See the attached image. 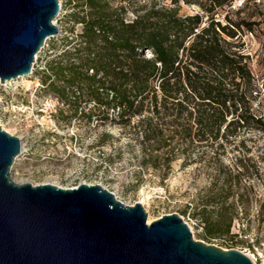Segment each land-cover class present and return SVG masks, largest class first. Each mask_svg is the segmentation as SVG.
<instances>
[{
	"label": "rangeland",
	"instance_id": "rangeland-1",
	"mask_svg": "<svg viewBox=\"0 0 264 264\" xmlns=\"http://www.w3.org/2000/svg\"><path fill=\"white\" fill-rule=\"evenodd\" d=\"M200 1L181 2L179 13H199L206 20L213 12L217 20L234 29L231 40L236 43L235 49L246 55L253 75V112L264 116V0L242 4L226 0L215 8L214 0ZM58 2L53 22L59 31L47 37L35 54L31 74L0 82V127L21 139L11 177L19 182H48L65 188L82 182L99 184L125 204L140 202L147 223L176 212L187 222L195 239L238 249L253 264H264V133L248 129L212 144L195 141L189 146H177L175 136L172 145L155 149L137 133L138 116L127 123H120L112 114L102 120L100 109L85 101L74 114L69 104H63L41 82L43 71L48 73L47 62L61 50L60 36L78 33L81 27L67 17L74 2ZM209 8L213 10L208 12ZM127 14L133 15L130 9ZM235 23L239 26L232 25ZM72 26L73 33L69 31ZM229 166L233 174L240 171L239 181L235 183L234 178L232 188L238 218L233 221L230 235L207 239L189 213L203 206L215 207L220 187L229 185V180H222L223 171L229 174Z\"/></svg>",
	"mask_w": 264,
	"mask_h": 264
},
{
	"label": "trees",
	"instance_id": "trees-1",
	"mask_svg": "<svg viewBox=\"0 0 264 264\" xmlns=\"http://www.w3.org/2000/svg\"><path fill=\"white\" fill-rule=\"evenodd\" d=\"M138 1L145 0H70L67 17L80 31L60 36L61 50L47 62L41 82L74 114L85 101L100 109L102 120L112 114L127 123L138 116L137 133L155 149L172 145L175 136L177 146H189L248 129L264 133V116L250 102L255 86L246 55L231 40L234 29L217 20L212 8L206 20L199 13H179L181 2L200 0L133 4ZM214 2L215 8L226 0ZM233 171L231 166L229 174L223 171L229 185L220 187L214 208L189 213L204 238L230 235L238 218L232 188L240 171Z\"/></svg>",
	"mask_w": 264,
	"mask_h": 264
},
{
	"label": "water",
	"instance_id": "water-1",
	"mask_svg": "<svg viewBox=\"0 0 264 264\" xmlns=\"http://www.w3.org/2000/svg\"><path fill=\"white\" fill-rule=\"evenodd\" d=\"M58 0H0V82L28 76L58 33ZM21 139L0 127V264H253L242 251L195 239L176 212L146 222L99 184L60 187L11 177Z\"/></svg>",
	"mask_w": 264,
	"mask_h": 264
},
{
	"label": "built area",
	"instance_id": "built-area-1",
	"mask_svg": "<svg viewBox=\"0 0 264 264\" xmlns=\"http://www.w3.org/2000/svg\"><path fill=\"white\" fill-rule=\"evenodd\" d=\"M235 1L238 2L239 4H242L246 0H235Z\"/></svg>",
	"mask_w": 264,
	"mask_h": 264
}]
</instances>
